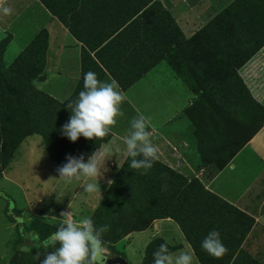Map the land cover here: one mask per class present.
Masks as SVG:
<instances>
[{
	"label": "crops",
	"instance_id": "0c3cea01",
	"mask_svg": "<svg viewBox=\"0 0 264 264\" xmlns=\"http://www.w3.org/2000/svg\"><path fill=\"white\" fill-rule=\"evenodd\" d=\"M5 6L13 10L10 15L3 14ZM27 10L43 15L13 60L40 41L43 65L33 80L36 89L59 102L71 100L92 71L102 81L115 79L128 100L126 90L144 79L145 116L151 118L158 161L189 176L199 153L233 152L203 183L253 218L239 248L264 264V0H0V32L9 30L3 25L7 19ZM158 50L162 58L153 62ZM203 89L225 93L202 96ZM182 100L199 102L188 103L197 104L188 112ZM162 104L179 107L161 114ZM125 135L116 124L95 149L101 156L106 147L114 152L106 159L102 185L118 159L127 157ZM103 191L91 207L80 200L77 212L70 210L72 219L92 213ZM135 233H148L145 248L159 237L173 256L186 251L193 264H202L170 217Z\"/></svg>",
	"mask_w": 264,
	"mask_h": 264
},
{
	"label": "rangeland",
	"instance_id": "374dc122",
	"mask_svg": "<svg viewBox=\"0 0 264 264\" xmlns=\"http://www.w3.org/2000/svg\"><path fill=\"white\" fill-rule=\"evenodd\" d=\"M14 7L15 4L12 8ZM42 15L43 14H41V16L35 15L31 10H27L22 11L20 17H17L15 14L11 20L7 19V22H4L5 24L3 25H6L9 30L7 32H0V40L4 37L7 39L4 48L5 51L3 50L0 52V65L6 67L5 70L10 69V63L21 51L26 38L35 30V23L41 20ZM159 64L165 63L160 62ZM41 76L42 75H39L38 78ZM158 78L160 79L161 77L158 76ZM145 85L146 82L143 79L134 87L126 90L128 100H124L121 105L125 112V116L117 117L116 123L117 126L122 127L126 135L130 128L129 121L133 116L137 115V111L144 115L146 113ZM35 90L36 91L26 88L18 92L16 96L18 100L25 98L26 100L36 101L38 108L37 124L39 125V132H41V134L36 131L35 133L25 136L14 149L10 148V145L8 146L7 143L4 144L3 139V120L5 117L3 110L5 109L6 111L10 104L7 100L12 99L8 95L0 94V264H39V261L35 259L37 253H39L40 258L43 259L44 255L49 251L43 250L41 246L37 247V244L40 243V236L33 230L32 221L39 220L58 227L59 221L62 219V217H60L62 212H70L71 209H74L73 207H75L73 211L77 212L76 207L80 203L79 201L83 199H86L83 202H88V206L91 207L100 197L98 193L89 194L83 191L81 184L85 181L92 182L89 178H74L71 182H66L57 179L59 174L56 171L59 166L66 162L67 155L79 156L84 154L85 156L99 139L89 140L81 136L76 142H71L67 137L62 136L60 129L61 126L67 122L70 110L66 107V104H64V106H56L48 101L49 98L46 93L40 89ZM183 92H185V90H181V94ZM223 92L225 93V90L203 89L202 96H221ZM187 97L191 96L187 95ZM182 101L185 103L184 108L188 107V112L197 107V104L192 107L187 106L188 103L192 104L196 100ZM196 102L198 103L199 101ZM204 102L207 103L208 101L204 100ZM176 106L179 107L178 105L165 104L163 106L162 104L161 114L169 115L172 111H175L177 108ZM49 109L55 112V120L59 119L60 112L65 115V120L61 123L48 119V121H45L43 114ZM200 109L201 114L207 116L203 106H200ZM202 119L203 121L205 120L204 118ZM204 124H206V122H204ZM187 154L189 155V153ZM232 155L233 152L231 151L201 152L196 159L190 163L191 167L196 171V175L192 173L187 176L184 173L174 170L173 172H178L177 174L183 178L179 180L169 178V176H174L175 173L173 174L169 171L168 173L166 170L164 172V181L166 183L164 191H166V196L162 199V206L159 208L160 212L162 213L166 206L172 207L176 205L178 196L175 191H177V189L183 188L185 194L184 200H187L185 196L187 197L190 194L189 190L186 191L188 188L197 190L200 189L202 185L205 188L203 181H206L213 172L223 167L225 163L231 159ZM126 159L127 157L122 160V163H120L121 167L118 165L111 178H109L113 181L115 179L122 180L124 182V187H118L117 191L120 192V194L121 192L124 193L130 203L138 205L140 200L141 202L142 199L149 200L153 198L157 192L162 190V179L159 180L160 175L156 178L157 175L155 172L157 168L154 164L151 167V171L149 169L146 174H141L143 170L131 169L129 167L130 158L127 161ZM163 165L167 166L164 163ZM158 167L159 169L163 168L161 164ZM106 170L107 168L105 171ZM109 173L111 174V170ZM109 178H105L101 182L107 181ZM184 179L191 181L189 182L190 184L184 185ZM100 186L101 189L104 190L100 199L102 200L108 193L109 187L107 183L103 185L100 184ZM212 201L214 202L215 200L211 199L209 202L212 203ZM70 203L71 208L69 207ZM215 203L216 202L212 205H217ZM104 205L111 206L112 204L110 200H106ZM123 208L122 205L120 207V214L126 218L129 217L130 215H128ZM235 215L236 213L233 216ZM86 216H90L97 227L101 225L110 226L109 230L105 232L103 236H107L115 224L112 216L99 212L98 210ZM132 218L133 217H131V219ZM131 222L130 225L118 229L117 232L123 230L125 232L133 228L131 225L135 224L137 221ZM136 231L139 230L134 229L127 232L113 246L105 244V247L111 252V255L116 253L123 255L129 264H143L142 258L146 250V241L149 239L147 238L148 233L139 234L135 233ZM152 241L156 242L157 248L163 243L159 237Z\"/></svg>",
	"mask_w": 264,
	"mask_h": 264
},
{
	"label": "trees",
	"instance_id": "16d2710c",
	"mask_svg": "<svg viewBox=\"0 0 264 264\" xmlns=\"http://www.w3.org/2000/svg\"><path fill=\"white\" fill-rule=\"evenodd\" d=\"M171 22L173 23L172 20ZM6 43L7 39L3 38L0 40V52L4 50ZM43 49L44 48L40 41L38 43L37 40L36 43L23 50L19 56H17L10 63L11 65L9 66V70H5L6 67L0 65V94L2 93L8 95L12 99L7 100L10 104L8 105L6 111L5 109L3 110V114L5 113L3 120V139L4 144L7 143L12 149L16 148L25 136L35 133L36 131L41 134V132H39V125L37 124L38 108L36 101L26 100L25 98L18 100L16 94L26 88L36 91V88L33 86V80L36 78L43 65V59L39 55V53H42ZM162 55V51H156L153 54V62L161 59ZM81 90L82 89H80V91ZM78 94L79 93L77 92L75 97L71 100H74ZM47 97L49 98L48 101L56 106H64V104L67 105L71 101L66 100L64 102H59L50 96ZM43 116L45 121L55 120V112L50 109L47 110ZM59 116V119H56L55 121L61 123L65 120V115L60 112ZM108 139L109 135L99 139V141L96 142L84 156L85 160L88 158L89 154L94 152L95 149ZM128 159L129 158L127 157L126 161ZM156 162H154V166L157 168L155 174L157 175L156 178L160 175L159 180L162 179V190L157 192L153 198H150L149 200L142 199V202L140 200L138 205L130 203L124 193L121 192L120 194V192L117 191L118 187H124V182L122 180L115 179L113 185L109 187L108 193L102 198V200H100L97 208L93 211V213H95L98 210L99 212L113 217V222L115 224L112 230L107 234V236H103L105 244L113 246L127 232L134 229L142 230L148 227L150 223L157 218L170 217L179 224L202 264H259L251 256L239 248L242 240L253 225V218L213 194L208 189H205L202 184L200 189L196 190L194 188H188L186 190L190 191L189 196H185V199L187 200H184L185 194L183 192V188L177 189V191H175L178 196L176 199V205L172 207H164L165 209L161 213L159 208L162 206V199L166 196V191H164L166 187L164 172L166 170V172L169 171L173 174L175 172H173V169L163 165L162 162ZM160 164L163 167L161 169L158 167ZM151 170L152 169H150V171ZM177 173L178 172H176L175 175ZM175 175L169 176V178H175L177 180L183 179L178 174L176 176ZM189 182L191 181L184 179L183 184L188 185L190 184ZM211 199L215 200L214 202H216L215 204L217 205L213 206L212 204L214 202H209ZM106 200H110L112 205H104ZM122 205L124 207L123 210L130 215L127 218L120 214V207ZM235 213L236 215L233 216ZM131 217L133 218L131 219ZM135 220L137 222L131 225L133 228H130L125 232L124 230L117 232L118 229L122 227L125 228L126 225H130L132 223L131 221ZM32 225L33 230L40 236L41 245L42 241L57 229L55 225L39 220H33ZM213 229L219 231L220 238L227 248L226 254H224L221 258H215L201 248L202 240L208 232ZM41 247L46 251L53 250L52 248ZM156 249V242L151 241L147 245L143 254V264H153V252ZM234 255L235 258L232 260L231 258Z\"/></svg>",
	"mask_w": 264,
	"mask_h": 264
},
{
	"label": "clouds",
	"instance_id": "9594fccd",
	"mask_svg": "<svg viewBox=\"0 0 264 264\" xmlns=\"http://www.w3.org/2000/svg\"><path fill=\"white\" fill-rule=\"evenodd\" d=\"M12 11L7 6L2 8L4 15H10ZM119 89L115 79L102 81L95 72L85 73L83 90L66 106L70 115L61 126V135L71 142H76L81 136L89 140L108 136L117 123V117L125 116L121 105L126 97ZM129 124V131L123 137L125 155L130 158L129 167L143 170L141 174H146L159 159L158 149L152 142V132L149 130L152 127L151 118L137 111ZM113 153L110 147H106L103 156L94 151L88 155L87 161L84 154L67 155L66 162L56 169L59 174L57 179L71 182L74 178L86 177L92 182L82 183L83 191L89 194L101 193L99 178L104 176L106 159L111 158ZM118 165L121 167L119 159ZM106 183L111 187L114 181L108 179ZM69 207L71 208V203ZM60 217L62 219L56 231L44 239L42 245L37 244V247L53 249L43 259L37 253L35 259L39 264H107L111 252L105 247L103 234L110 226L97 227L90 216L73 220L71 212L67 211L62 212ZM201 248L215 258H221L227 252L219 231L215 229L204 237ZM153 264H193V257L186 251L173 256L167 243H162L153 252Z\"/></svg>",
	"mask_w": 264,
	"mask_h": 264
},
{
	"label": "water",
	"instance_id": "95a60500",
	"mask_svg": "<svg viewBox=\"0 0 264 264\" xmlns=\"http://www.w3.org/2000/svg\"><path fill=\"white\" fill-rule=\"evenodd\" d=\"M107 264H129V262L123 255L116 253L109 256Z\"/></svg>",
	"mask_w": 264,
	"mask_h": 264
}]
</instances>
